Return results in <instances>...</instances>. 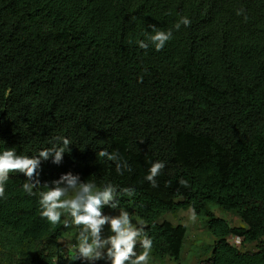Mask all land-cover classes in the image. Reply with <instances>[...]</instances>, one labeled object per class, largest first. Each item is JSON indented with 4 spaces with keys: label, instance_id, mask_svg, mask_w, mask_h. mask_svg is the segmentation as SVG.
Segmentation results:
<instances>
[{
    "label": "trees",
    "instance_id": "1",
    "mask_svg": "<svg viewBox=\"0 0 264 264\" xmlns=\"http://www.w3.org/2000/svg\"><path fill=\"white\" fill-rule=\"evenodd\" d=\"M183 15L191 26L162 51L136 45ZM57 136L71 152L42 163L41 183L71 171L134 188L119 199L149 226L152 255L180 260L187 226L157 218L195 208L215 237L193 248L199 264H264V0H0V151L36 155ZM105 148L131 171L118 175ZM157 159L153 188L144 177ZM25 182L10 174L0 200V264H52L46 250L66 227L41 218Z\"/></svg>",
    "mask_w": 264,
    "mask_h": 264
},
{
    "label": "clouds",
    "instance_id": "2",
    "mask_svg": "<svg viewBox=\"0 0 264 264\" xmlns=\"http://www.w3.org/2000/svg\"><path fill=\"white\" fill-rule=\"evenodd\" d=\"M237 15H244L245 20L247 19L243 9L238 10ZM191 24L192 20L187 15L180 16L172 28L159 30L152 26L151 33L146 31L144 39H137L135 43L145 52L150 47L160 52L174 39V31H179L182 26L188 28ZM49 143L50 147L40 150L36 155L17 154L15 147L0 151V200L6 199V186L10 174H23L26 178L22 185L23 190L29 196L38 195L41 218L50 222L54 229L66 227L61 230V235L56 243L53 242L51 249L46 250L45 254L52 264H58L59 259L66 261L67 264H167L169 260L173 264H194L188 260L191 258L188 254L190 251L193 252L194 243L190 250L186 247L192 226L189 222L193 221L195 227L198 222L202 229L205 228L209 232L204 220L198 219L199 215L195 213V208L181 209L176 214L173 213L182 218V223L159 221L165 213L157 218L159 224L170 222L174 225L187 226L188 236L180 260H175L169 255L164 259L158 255L154 256L152 255L154 237L149 234V226L134 212L121 206L119 197H134V188H119L112 182L97 187L94 181H82L79 174H73L71 171L61 174L58 179L41 183L42 163L50 160L51 163L60 165L64 155L71 152L69 146L72 142L66 136L54 137ZM99 156L115 162L118 175H123L125 170L131 171L128 162L123 160L117 151L109 152L105 148L99 152ZM148 163L150 166L144 179L155 188L158 186L156 178L162 174L166 162L157 159ZM180 183L188 186L187 181L181 180ZM41 185L46 190L34 192V189ZM213 212L220 218H223L221 214H226L219 208L216 210V207L213 208ZM212 238L211 244L215 241V237ZM230 238L234 239L233 245L242 248V237ZM229 242L231 243L230 239ZM196 249L199 250L197 247ZM200 261L201 259L197 257L195 264H199Z\"/></svg>",
    "mask_w": 264,
    "mask_h": 264
},
{
    "label": "rangeland",
    "instance_id": "3",
    "mask_svg": "<svg viewBox=\"0 0 264 264\" xmlns=\"http://www.w3.org/2000/svg\"><path fill=\"white\" fill-rule=\"evenodd\" d=\"M217 209L218 208L216 207V210ZM215 212L217 213V211H215ZM217 215H220V214H217ZM221 216L224 219H226L228 222H230L232 225H235V226L244 225L242 223L240 217L235 212L221 214ZM201 218H202L201 216H198V219H201ZM163 220H169L173 223H182L183 222L182 218H180L179 216H177L173 213H165L164 215H162L159 218V221H163ZM189 223L192 225L191 226V233L189 234V237H188L187 242H186V247L189 250L192 247L193 243H194V246H193L194 250L196 249V247L199 248V250H201L200 247L202 246V243H204V244L210 243L211 244L213 242V238L210 235V233L207 230H205V228L202 229L200 223L198 224V222H197V227L194 226L193 221H190ZM70 241H71V239H70ZM230 241H231V243H233L234 239L230 238ZM254 249H255V244H250V245H246V246L244 245L242 250H254ZM188 256L191 257L188 260H190L191 263L195 264L197 257H196V254L194 253V251L193 252L190 251ZM193 256L195 258H192ZM183 259H185V257H183ZM150 264H156V263H150ZM167 264H173V262L171 260H169Z\"/></svg>",
    "mask_w": 264,
    "mask_h": 264
}]
</instances>
